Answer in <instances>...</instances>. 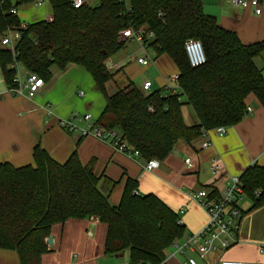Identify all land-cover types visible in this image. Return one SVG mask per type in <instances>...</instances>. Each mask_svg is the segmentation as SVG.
Returning <instances> with one entry per match:
<instances>
[{
	"label": "trees",
	"instance_id": "16d2710c",
	"mask_svg": "<svg viewBox=\"0 0 264 264\" xmlns=\"http://www.w3.org/2000/svg\"><path fill=\"white\" fill-rule=\"evenodd\" d=\"M30 1L0 3V39L7 31L20 34L14 51L0 44L5 83L11 85L15 63L44 81L51 78L53 67L83 66L106 100L98 125L119 133L144 160H163L176 143L199 138L201 129L236 124L246 114L249 94L264 107V77L254 63L264 51V40L243 44L236 33L204 13L201 0H127V5L99 0L79 8L69 0H49L52 20L21 28L17 15L8 10ZM126 27L153 32L147 47L167 54L178 69L172 86L143 93L129 81L115 93H106L105 82L113 72L105 62L125 44L120 31ZM190 38L200 41L205 56L195 67L184 50ZM186 105L196 118L193 124L183 119ZM32 158L33 164L22 166L0 162V249L15 251L19 264H40L51 226L68 219L98 218L106 226L105 254L127 250L130 264L158 263L184 234L177 214L157 196L135 193L134 179L126 178L113 205L109 189L103 191L101 177L93 171V161L82 164L76 150L61 163L36 144ZM239 180L250 198L249 209L264 203V166H248Z\"/></svg>",
	"mask_w": 264,
	"mask_h": 264
},
{
	"label": "crops",
	"instance_id": "0c3cea01",
	"mask_svg": "<svg viewBox=\"0 0 264 264\" xmlns=\"http://www.w3.org/2000/svg\"><path fill=\"white\" fill-rule=\"evenodd\" d=\"M201 1L204 13L215 17L224 29L236 33L243 44L264 40V0H259V14L251 6H234L230 0ZM98 3L99 0L89 1V5ZM50 15L49 0L41 5L31 0L17 7L18 19L27 23ZM134 42H126L115 52L117 55L108 59L113 72L112 78L105 82L108 95L129 81L141 90L142 84L149 81L148 92L166 89L172 86L171 77L178 74L167 54H156L150 47L143 48ZM126 46L129 49H125ZM142 56L149 57V64L137 62ZM254 63L264 77V51L254 58ZM51 72V78L39 92L28 97L25 89L20 94L11 92L0 70V162L7 161L14 166L33 164L32 150L36 144L61 163L76 150L82 164L93 161V171L101 177L100 186L105 191L109 189L110 204L119 202L129 177L137 183L136 193L154 194L172 209L184 225V234L178 240L199 231L207 222L205 211L190 197L191 191L206 188L208 194L214 190L216 195L213 196H218L230 176H240L253 164L264 166V107L253 94L245 99L246 107L252 108L251 113L226 127L223 135L208 131L210 147L201 149L200 138L190 144L180 141L163 160H158L157 167L147 169L146 160L141 157H128L93 136H80L78 131L67 132L59 126V119L72 115L90 113L97 119L106 100L83 66L71 64L63 70L53 67ZM48 107L52 111L50 115L46 114ZM182 115L186 124L196 122L189 106L182 107ZM85 125L82 120L77 124L79 127ZM187 157L192 159L190 167L184 164ZM212 157H218L222 163L223 169L217 175L211 174L209 169ZM250 206L249 200L241 207L243 214L235 243L228 249L208 253L204 259H198V264H215L220 260L264 261V203L252 209ZM105 235L106 226L96 217L56 223L51 226L52 243L42 254L40 264H100L108 255L104 252ZM124 252L108 255L118 260L107 264L122 263L119 258ZM190 254L195 256V253ZM166 256L169 264H186L185 257L172 255L171 248ZM0 264H19L16 252L0 249Z\"/></svg>",
	"mask_w": 264,
	"mask_h": 264
},
{
	"label": "built area",
	"instance_id": "2783aa9c",
	"mask_svg": "<svg viewBox=\"0 0 264 264\" xmlns=\"http://www.w3.org/2000/svg\"><path fill=\"white\" fill-rule=\"evenodd\" d=\"M2 0H0L1 3ZM45 0H34L36 5H41ZM73 8H79L82 5L89 4L90 0H69ZM127 5V0H120ZM234 6L248 7L251 6L256 14L260 13L259 0H230ZM9 13L17 15V8L11 7ZM47 21L52 20V15L45 18ZM28 25L27 22H20V27L24 28ZM20 34L17 30L7 31V33L0 39L2 46L10 48L14 51L15 42L19 39ZM120 37L126 42L136 41L141 47H147L148 40L153 37L152 31L133 30L131 27H126L120 31ZM184 50L190 66L195 67L205 62V56L202 46L197 39H187L184 42ZM140 65H147L150 62L148 56L137 58ZM111 66V65H110ZM16 70L15 76L12 78V83L8 89L20 94L22 89H25L28 97H34L39 90L44 86L45 81L36 73L29 72L23 69L20 65L14 64ZM177 75H173L171 80L176 81ZM151 83L145 81L142 84V90L148 93ZM151 109V108H149ZM251 106H247L245 112L251 113ZM47 115L52 114L50 108H47ZM85 121L86 125L77 126L79 121ZM58 124L67 132L78 131L80 136H93L101 142L108 143L116 151L125 154L128 157L138 158L140 153L137 149L132 148L125 140H123L119 133L112 129H105L100 127L90 113L82 115H72L69 118H61ZM216 134L223 135L226 133L225 126H217L212 129ZM209 130L201 129L199 138L201 139L200 148L206 149L210 147L211 141L208 134ZM184 164L190 167L192 159L187 157L184 159ZM158 166V160L152 158L146 160L145 168L152 169ZM209 169L211 174L217 175L222 169V163L218 157L210 159ZM136 193V192H135ZM190 197L199 204L207 215V222L196 232H191L183 240L175 239L170 248L173 254H179L185 257L186 264H198V259H204L208 253L217 250L228 249L231 247L237 238V232L240 220L243 214L241 208V200L246 197L239 176H230L227 178V185L225 189L218 196H209L206 188H200L190 192ZM183 213V209H180ZM180 223L181 220H178ZM190 253H195V256ZM119 264H130L122 262ZM156 264H169L167 256ZM215 264H264L261 262H240L234 260H220Z\"/></svg>",
	"mask_w": 264,
	"mask_h": 264
},
{
	"label": "rangeland",
	"instance_id": "374dc122",
	"mask_svg": "<svg viewBox=\"0 0 264 264\" xmlns=\"http://www.w3.org/2000/svg\"><path fill=\"white\" fill-rule=\"evenodd\" d=\"M129 42H134V41H129ZM136 42V41H135ZM134 42V43H135ZM131 43H129V44H131ZM137 43V42H136ZM125 49H129V46H126L125 47ZM119 53V52H118ZM115 54V53H114ZM115 55H117V54H115ZM107 68H109L110 69V66L109 67H107ZM181 99L183 100L184 98L183 97H181ZM249 200H250V198H248V197H244L242 200H241V207H245L248 203H249ZM106 259V260H105ZM104 260H101L100 261V264H107V263H112V262H116L118 259H114V258H111L110 256H106V258H105ZM119 260H120V262H128L129 261V259H128V252L127 251H125L124 252V254H123V257H121V258H119Z\"/></svg>",
	"mask_w": 264,
	"mask_h": 264
},
{
	"label": "water",
	"instance_id": "95a60500",
	"mask_svg": "<svg viewBox=\"0 0 264 264\" xmlns=\"http://www.w3.org/2000/svg\"><path fill=\"white\" fill-rule=\"evenodd\" d=\"M105 65H106V67H109L110 66V62L107 60L106 62H105ZM103 189V191H105V189L104 188H102ZM52 243V237L51 236H48L47 238H46V244L47 245H50Z\"/></svg>",
	"mask_w": 264,
	"mask_h": 264
}]
</instances>
